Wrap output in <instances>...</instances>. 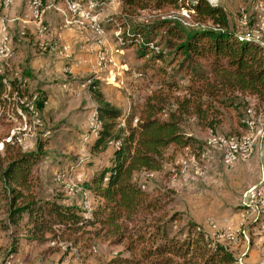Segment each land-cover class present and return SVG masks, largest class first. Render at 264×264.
Segmentation results:
<instances>
[{"label": "trees", "instance_id": "1", "mask_svg": "<svg viewBox=\"0 0 264 264\" xmlns=\"http://www.w3.org/2000/svg\"><path fill=\"white\" fill-rule=\"evenodd\" d=\"M121 7L127 15L155 14L144 23L124 21L122 45L134 48L143 59V72L164 76L165 66L182 71L187 78L182 95L169 94L181 88L176 80L164 82L167 94L156 91L137 111L132 106L124 114L104 99L97 81L90 82L101 125L89 150L98 155L110 149L111 154L107 164H93L84 184L95 199L88 212L78 205L39 198L40 178L34 166L45 155L46 142L38 141L36 150L24 151L13 141H3L0 223L22 227L34 241L58 239L83 249L101 241L120 247L104 264H241L228 244L210 238L183 212L170 208L171 191L145 189L136 174L162 171L172 147L187 148L198 156L205 142L190 134L189 122L215 133L231 110L236 126L245 130L246 121L252 120L244 119L248 109L255 116L264 113V49L239 34L227 11L208 0H121ZM164 8L174 14H156ZM183 10L186 18L179 13ZM6 78V71L0 73V96L8 88L20 97L28 93L23 82ZM28 98L31 101L24 98L21 108L32 115L41 112L45 92L36 91ZM230 134L239 136L236 130L225 135ZM111 143L119 146L112 148Z\"/></svg>", "mask_w": 264, "mask_h": 264}, {"label": "rangeland", "instance_id": "2", "mask_svg": "<svg viewBox=\"0 0 264 264\" xmlns=\"http://www.w3.org/2000/svg\"><path fill=\"white\" fill-rule=\"evenodd\" d=\"M118 1L119 3H117ZM120 1L114 0L100 10V13H104L105 15L103 20L99 19L105 42L101 40L102 42L98 43L94 32L79 29L82 32L90 31L94 34V41L98 46L96 52L99 49L105 48L106 51L109 49L107 51L109 53L111 49V54L109 53L111 61L106 64L103 70L98 69L95 63V68H89L81 75L69 74L72 78L68 79V82L66 81L68 83L66 89L61 87L62 81H58L54 86L56 91H52L55 97L71 93L67 96L68 101H66L64 107H60L54 112L48 111L45 113V116L39 113L42 123L36 126L30 110H28L30 112L28 113L22 109L20 103V99L24 100V98V101H31L28 96L35 97L36 91H33L34 93L29 91L30 93L20 97L14 91L11 92L7 86L8 89L0 96V150H2L3 141H13L20 145L24 151L36 150L38 141L46 142L44 147L45 155L34 166V170L40 178L38 186L39 198L55 199L63 204L75 203L73 205H78L81 208L85 196L89 205L88 208H85L83 205V209L87 212L90 208L92 209L94 201L92 193L84 186L86 176L93 171L94 163L107 164L109 155L111 154L110 149L98 155L92 154L89 150L88 145L95 138L93 136L90 137L88 134L87 120L90 111L96 108L97 105L93 92L89 90L90 82L92 80L97 81V88L103 94L104 99L121 109L124 114L132 106L137 111L143 105L145 99L156 91L163 90V93L166 92L165 94H167L168 89L165 87L164 82L176 80L181 87L179 90L173 89L169 93L171 96H181L183 91L180 89L187 82L186 75L184 76L182 71L173 69V66H165L167 74L164 76L154 73L153 70L142 71L143 59L136 56L134 48L122 45L121 24L124 21L128 23H144L146 18H150L155 14L141 11L127 15L120 8ZM208 2L212 5L224 7L220 3L221 0H208ZM247 2L250 5H247ZM251 4L262 5V8L259 9L261 11L260 15L264 18V0H238L232 4L233 9H231V13L227 11L231 24L239 34L250 32L251 29H256V26L259 25L258 21L253 19L254 14L251 13L250 9ZM158 13L166 16L174 14L169 8H164V10H160L156 14ZM179 13L182 17H187L186 11L183 10ZM242 14L247 15V25L241 23ZM246 37L254 38V36ZM260 38L259 35V40H261ZM106 44H112V47H104ZM6 46L7 48L10 47L7 41ZM96 52H94L95 58ZM6 72V80H14L12 71L7 70ZM171 77H174V79L172 80ZM83 81H86L84 82L86 84L84 87L81 86ZM6 85H8L7 82ZM29 89H31L30 86ZM257 116H255L256 119ZM251 118L253 120V117ZM135 119L137 118H133L132 124L137 122V120L134 122ZM244 119H249V117L246 115ZM119 120L121 121V119ZM229 123L225 114L223 124L221 125L222 129L216 133H231L233 127L230 129ZM188 124L187 130H197L194 123L189 122ZM211 138L212 136L209 139ZM110 146L112 147V143ZM112 148L117 147L114 146ZM171 150L170 148L167 151V160L170 158ZM220 152L223 155V152ZM191 157L193 156H190L188 160ZM193 158L195 159V157ZM190 162L193 164L191 160ZM173 167L168 164L164 165V169L161 172L151 175L144 172L139 173L136 176L137 181L145 189L153 190L156 193L172 192V183L169 181V177L172 180L177 178H173L172 176L174 172L172 171ZM67 185L72 186L73 189L70 190ZM79 192L80 198H75L76 200L74 201L73 195L77 197ZM171 194L169 196L171 198L169 206L172 210H175L177 201L171 197ZM83 215L89 216L86 212ZM45 236L50 238L49 234ZM15 242H17V250L13 251L12 247ZM92 245L91 248L83 249L79 246H69L66 242L58 239H48L43 242L34 241L30 239V234L22 227L16 228L9 225L5 227V225L0 223V264H104L116 256L120 250L118 246H111L101 241H96ZM226 245L232 246L229 243H226Z\"/></svg>", "mask_w": 264, "mask_h": 264}, {"label": "crops", "instance_id": "3", "mask_svg": "<svg viewBox=\"0 0 264 264\" xmlns=\"http://www.w3.org/2000/svg\"><path fill=\"white\" fill-rule=\"evenodd\" d=\"M27 1L13 0V4L8 8H3L0 3V35H4L2 25L5 23V38L13 56L8 60H0V73L11 70L14 79L27 86L28 93L45 92L46 101L40 112L45 116L48 111L54 112L64 107L68 101L67 96L71 94L66 93L61 97H55L52 91L55 90L56 83L61 80V87L66 89L68 79L72 78L69 74L81 75L89 68H95L94 52L98 46L92 32L80 31L81 29L72 20L66 22L61 0H42L41 12H45L37 17V23L36 19L29 17ZM98 1L100 0H91V2ZM237 1L221 0L220 3L224 5L223 8L226 11L231 13L232 4ZM247 3L250 5L249 2ZM120 8L122 10L121 1ZM256 8L255 4H251L253 19H256L259 25L256 23L258 26L250 32L260 35L259 43L264 49V18L260 15V9ZM81 11L92 12L91 3L82 2ZM101 15L99 17L103 20L105 15L104 13ZM71 17L70 19H79L84 23L87 21V19L79 18L78 15ZM37 24H45L47 30H42ZM111 45L106 44L104 47L110 48ZM109 53L111 54V49ZM84 82L86 81L81 83L82 87L86 85ZM226 115L230 122V129L233 127V131L240 130L239 135L246 131L236 126V118L231 110H228ZM242 122L244 123V119ZM253 124L251 133L253 149L246 159H238L232 165L225 166L221 150L208 145V139L222 129L220 125L215 133L199 127H196V131H190L196 139L205 142L198 156L187 148L172 147L170 158L164 163V165L174 166L172 171L179 172L181 169L179 163L182 160H188L192 155L195 157L199 166L198 170L189 163L187 170L180 172L175 180H172L168 174L169 181L172 183L171 197L177 201L175 211L183 212L210 238L221 243H227L218 235L222 228L237 229V242L229 248L241 264H264V232H261L263 221L258 219L259 215L264 214V208H258L256 213L252 203H240L242 194L257 184L261 183L264 194V113L257 116ZM261 130H263L262 134ZM144 173L151 175L159 172ZM91 174L92 172L86 176V181ZM73 196L75 201V198H80V192L77 197ZM93 201L95 203L94 198ZM73 204L69 203V205Z\"/></svg>", "mask_w": 264, "mask_h": 264}, {"label": "built area", "instance_id": "4", "mask_svg": "<svg viewBox=\"0 0 264 264\" xmlns=\"http://www.w3.org/2000/svg\"><path fill=\"white\" fill-rule=\"evenodd\" d=\"M66 1H74V11L75 10H81V8L79 7V2H77L75 0H66ZM102 1H104V3L106 4V3H112L114 0H102ZM39 2H42V0H28L27 1V12L29 14V17H32V19H36V23H37V14H44V12H45V11L44 12L34 11V4L39 3ZM12 4H13V0H1V6L3 8H8ZM256 7L262 8V5L258 4V5H256ZM96 14H97V12L93 11V14H92V24L93 25H97ZM247 22H248L247 15L242 14L241 23L243 25H247ZM37 25H40L42 30H47V27L45 24H37ZM2 27L4 30V36H5V32H6L5 23L2 25ZM244 35L245 36L259 37V34H253L252 32H249V31L246 32ZM3 39H4V37H3ZM102 40H104V39H102ZM101 53H108V52L104 48H102L101 50H97L96 58H95L96 62H100ZM11 56H12V53H11L10 47L9 48L0 47V60L1 61L2 60L3 61L8 60V58H10ZM22 102H23V100L20 99V103H22ZM39 113L40 112L38 110L36 111V113H33V122L36 126L41 125V123H42ZM247 117H253V122H255V111L252 108L247 110ZM262 133H263V130H261V134ZM245 135H246V131L242 132V134H240L239 136L234 135V134L225 135V134H219V133H215L212 135L211 139L223 140V147H220L218 149L223 152V162L225 163V165H232L238 159H246L251 154L252 151H250V153L248 154L247 157H237V148H241L242 146H246ZM207 143L209 145V139H208ZM198 169H199V166H198L197 170ZM240 203H252L256 209V213H257L258 208H264V194H263V189H262L261 183L248 188L242 194ZM82 209H83V205H82ZM261 231L264 232V227L261 229ZM236 232H237V229L225 227L219 231L218 235L220 238L224 239L227 243L233 244L236 242Z\"/></svg>", "mask_w": 264, "mask_h": 264}, {"label": "bare ground", "instance_id": "5", "mask_svg": "<svg viewBox=\"0 0 264 264\" xmlns=\"http://www.w3.org/2000/svg\"><path fill=\"white\" fill-rule=\"evenodd\" d=\"M77 2H79V7L81 8V4L82 2H89L92 5V9L94 12H97L96 14V22L97 25H93L92 24V12H82L81 10H75L74 11V1H66V0H61V3L63 5V14L64 17L66 18V22H70V20L73 21V23L76 24V26L78 28H80L81 30H90L92 32H94V34L96 35L97 41L98 43H101V40L104 39L103 37V33H102V25L100 24V17L99 15H101L100 10H102L104 8V6H107L109 3H104V1L100 0L98 2H91L90 0H75ZM41 5L42 3H36L34 4V11L36 12H41ZM73 15H78L79 18H83V19H87L86 23L82 22L79 19H70L72 18L71 16ZM40 14H37V17H39ZM102 16V15H101ZM106 22V21H105ZM113 23V22H112ZM119 29V28H118ZM4 37V39H3ZM254 41L259 43V37H254L253 38ZM0 47L2 48H7L6 46V38L4 35H0ZM101 50V49H99ZM107 63H110V56L108 53H101L100 56V62H96V66L98 69L103 70L106 66ZM250 119V118H249ZM137 119L134 120V122ZM88 134L91 136H93L94 138H96L98 136V130L100 128V120L98 118V114L96 111V108H93L90 112V115L88 116ZM253 121H246V135H245V142H246V146H242L241 148H237V157H247L248 154L250 153V151H252L253 149V141H252V130H253ZM209 145H211L212 147H223V140H219V139H209ZM118 147L119 143H112V147ZM193 162L194 168H198V163L197 161L191 157L190 159ZM190 160H183L181 161L180 164V171H174L172 176L173 178H176L178 176V174L181 172H185L189 166V162ZM189 161V162H188ZM191 163V162H190ZM68 186V185H67ZM68 188L73 189L72 186H68ZM85 208H88V201L86 200V197L84 196V200L83 203ZM90 211V210H89ZM262 215V217H261ZM261 215L258 216V219H261L263 222V227H264V214L262 213Z\"/></svg>", "mask_w": 264, "mask_h": 264}]
</instances>
